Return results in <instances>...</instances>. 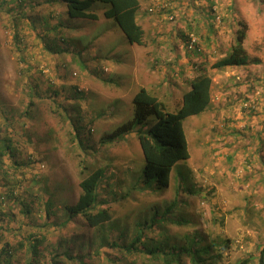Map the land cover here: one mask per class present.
Instances as JSON below:
<instances>
[{
  "label": "rangeland",
  "instance_id": "1",
  "mask_svg": "<svg viewBox=\"0 0 264 264\" xmlns=\"http://www.w3.org/2000/svg\"><path fill=\"white\" fill-rule=\"evenodd\" d=\"M139 1L138 16L144 13L141 25L146 33L143 46H131L121 29L105 19L86 22L78 31L64 29L84 50L83 65L72 54L47 53L29 21L16 19L19 11H10L15 3L0 0V138L13 141L23 165L15 169L6 157L0 165V252L12 250V264H49L53 250L73 255L74 261L63 264L149 263L136 253L92 249L89 238L94 232L80 217L65 228L56 225L67 219L64 207L78 200L85 165L106 171L99 189L112 212L108 240L123 234L131 241L139 221H152L144 227L150 238L191 236L201 246L213 243L207 264H259L264 248V0H208V5L194 0L190 9L187 2L184 5V26L202 5L214 15L205 23L214 91L208 112L184 123L190 159L176 166L170 185L160 191L140 188L144 159L136 135L110 144L103 141L131 120L132 101L141 88L175 112L191 89L188 72L199 66L189 59L192 53L185 46L188 60L180 62L178 43L184 36L177 35L176 43L168 41L176 24L165 14H151V0ZM29 8L28 15L47 18L39 21V30L46 22L54 27L65 21L63 7H38L34 12ZM243 26L247 52L261 64L212 69ZM76 89L83 93L81 98H76ZM32 90L39 96H32ZM55 100L65 104L70 124L62 116L65 109L56 110ZM75 127L85 137L86 150L73 140ZM40 162L46 167L39 171L35 163ZM179 180L183 197L163 218ZM50 200L55 213L49 219ZM62 240L76 246L64 248ZM76 256L85 257L84 262Z\"/></svg>",
  "mask_w": 264,
  "mask_h": 264
},
{
  "label": "trees",
  "instance_id": "2",
  "mask_svg": "<svg viewBox=\"0 0 264 264\" xmlns=\"http://www.w3.org/2000/svg\"><path fill=\"white\" fill-rule=\"evenodd\" d=\"M9 1L15 3V9L12 8L10 11L13 13L19 11L18 15L14 14L15 18L27 19L29 21L28 25H32V30L36 31L37 38L45 42V46L43 47L47 53L60 55L72 54L83 65L86 63L83 59L85 52L77 47L76 44L78 43L72 37L69 38L64 34L66 27L73 31H78L84 27L86 22L92 24L99 22L101 19H105L113 22L116 27L118 26L121 29L131 46H143L145 43L146 33L141 25L144 13L138 17L139 11H142L139 0ZM152 1V6L149 8L151 10L150 13L167 15L165 19L170 23L176 24L177 29L173 26L172 31L174 30L173 32H176L177 35H180V33L184 35V48L190 51L192 55L195 54L197 58V55L203 52V48L200 38L193 32V27L190 26L197 22V19L192 17L188 21L190 25H186V14H184L186 13V7H184L186 2L188 5L187 9H190L194 6V0H160L157 3L155 0ZM206 1L208 2V0ZM3 2L7 3L8 0H3ZM46 6L50 8L56 6L63 7L64 10L62 13H64L65 21L60 22L54 27H50L49 22H46V28L39 30L38 25L41 23L39 21L43 22L47 18L43 17V15H40L39 18L33 16V14L28 15L29 12L26 9L30 7L29 9L34 12L36 8ZM202 9L207 10L205 13L211 19L213 14L208 13L206 6L202 5L198 9L200 14H203L201 12ZM49 18L52 19L51 17ZM78 20L83 21V23H78ZM182 22L186 23L185 26ZM192 35L197 38V42L193 46L190 45ZM18 37L17 34L14 35V39L17 42L19 41ZM246 38L247 27L243 26L237 32L230 47L211 68L222 71L228 68L239 69L250 65L261 64V59L251 57L248 54L245 47ZM192 61L197 63L194 66H199L194 71L198 73V76L192 80L190 91L183 96L175 112H170L164 102L152 95L147 89L141 88L132 101L133 112L131 114V120L103 141L105 144H110L122 139L124 136H130L131 133L136 134L144 159L139 176L140 188L142 190L154 187L156 191H160L168 188L172 172L176 166L190 159L184 123L189 118L202 115L211 106L213 80L209 75V67L207 71L201 68L202 63L199 60L193 57ZM34 94L38 95V92L32 90L31 95L33 96ZM54 95L57 97L59 94L54 93ZM75 96L76 98H81L83 93L76 89ZM54 102L57 103L55 104L56 110L65 109V114H62V116L70 124L68 110L64 108L65 104L56 100ZM29 111L27 110L24 116L29 115ZM75 129L76 134L73 140H78L79 146L86 150L85 137L81 138L80 129L77 127ZM5 157L12 163L13 168H22L23 165L17 159V150L13 146V141L0 138V165H4L5 162H3V159ZM105 175L106 171L104 168H92L88 165L82 166L78 200L74 205L64 207L63 211L66 213L67 219L56 224L59 228H65L70 221L80 217L85 225L94 232V237L89 238L92 239L89 241V246L92 249L97 248L101 250L102 248H106L114 251H122L130 255L136 253L134 256H141L144 260L149 261V263L144 262V264H207L208 258L212 256L210 254L214 246L213 243L201 246L200 242L194 240L191 236L180 238L176 235H162L158 238H150L147 236L144 227H150L152 221H139L136 233L131 241H127L123 234L115 237V240H108L107 230H110L112 227L108 228L113 220L112 212L110 211V206L106 207L108 201L101 198L100 193L102 190L99 189L100 184H102L101 182L105 179ZM39 177L40 174L33 175V178ZM182 186L179 180V184L175 189L174 201L166 208L163 218H167L181 201L180 199L183 197L181 196ZM52 203L53 200L48 201L46 209L47 218L49 219L50 215H54L55 213L52 210L54 206ZM155 216L158 217L159 213L156 212ZM35 245L31 246L32 254H34L33 258L38 254V248ZM60 245L64 248L69 247L71 249L76 246L74 244H68L67 240L60 241ZM61 246L59 249H62ZM57 251L53 250L50 252L49 264H63L64 260L74 261L73 255L69 253V250H66L64 255L58 254ZM4 255L7 257L4 258ZM13 257L12 250L0 252V264H12ZM75 258V260L81 258V262H84L85 257L76 256ZM258 263L264 264V248L259 251ZM208 264H210L209 261ZM243 264H246V261Z\"/></svg>",
  "mask_w": 264,
  "mask_h": 264
},
{
  "label": "crops",
  "instance_id": "3",
  "mask_svg": "<svg viewBox=\"0 0 264 264\" xmlns=\"http://www.w3.org/2000/svg\"><path fill=\"white\" fill-rule=\"evenodd\" d=\"M204 4L208 5V2L205 1ZM205 11L207 10H204L202 9L201 12L203 14H200L198 12V15H196V12H195V15L194 16L196 19H197V26H194V29H193V32L200 38V41H201V46L203 48V52L200 53V55H197L198 57L196 58L195 54L192 55L191 58H189L190 60L193 59V57L197 60H200V62L202 63V69H206L208 71V27L206 28L205 26V23L208 22V14L205 13ZM140 12L138 13V15H140ZM139 17V16H138ZM164 19V18H163ZM159 21H154L153 25L155 23H157ZM172 29V28H171ZM160 30V29H159ZM169 29H166V31H168ZM180 33V32H179ZM173 34V35H172ZM181 36H184L182 33H180ZM171 37V39H168V41H171V42H175V37H178L176 32H172V33H169V35L167 37ZM185 39V38H184ZM178 40V39H177ZM176 43V42H175ZM182 46H185V40L183 43H178V51L177 53L180 55L179 58H180V62L181 63H184L185 61L188 60V57L186 58L185 56V51H183V48ZM185 49V48H184ZM157 61L159 62L160 59H157ZM197 69V67H194ZM216 71V70H215ZM198 76V73L197 72H188L187 74V80L188 82H190L191 80H193L195 77ZM212 77V76H211ZM212 80H213V77H212ZM174 81H178V80H174ZM187 82V83H188ZM180 83V82H179ZM176 89H178V87H176ZM213 91H214V87L212 86V95H213ZM158 98V97H157ZM159 99V98H158ZM160 100V99H159ZM208 110L205 112L207 113ZM203 113V114H205ZM202 114V115H203ZM132 135H136L135 133H131Z\"/></svg>",
  "mask_w": 264,
  "mask_h": 264
},
{
  "label": "clouds",
  "instance_id": "4",
  "mask_svg": "<svg viewBox=\"0 0 264 264\" xmlns=\"http://www.w3.org/2000/svg\"><path fill=\"white\" fill-rule=\"evenodd\" d=\"M155 1H156V3H157V2H159L160 0H155ZM151 2H153V1L151 0ZM150 11H151V10H149V12H150ZM187 87H188V85H187ZM136 138H137V137H136ZM139 146H140V144H139ZM140 150H141V147H140ZM141 152H142V150H141ZM142 155H143V154H142ZM36 166H37L36 169H38L39 171L45 169V167H46V165H45L44 163H42V162L37 163Z\"/></svg>",
  "mask_w": 264,
  "mask_h": 264
},
{
  "label": "built area",
  "instance_id": "5",
  "mask_svg": "<svg viewBox=\"0 0 264 264\" xmlns=\"http://www.w3.org/2000/svg\"><path fill=\"white\" fill-rule=\"evenodd\" d=\"M197 42V38H195L193 35L191 36V43L190 45L193 46Z\"/></svg>",
  "mask_w": 264,
  "mask_h": 264
}]
</instances>
